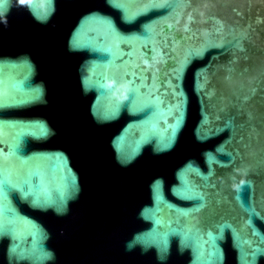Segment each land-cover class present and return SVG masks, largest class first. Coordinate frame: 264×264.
I'll use <instances>...</instances> for the list:
<instances>
[{"label":"water","instance_id":"water-1","mask_svg":"<svg viewBox=\"0 0 264 264\" xmlns=\"http://www.w3.org/2000/svg\"><path fill=\"white\" fill-rule=\"evenodd\" d=\"M0 178V264H264V0H0Z\"/></svg>","mask_w":264,"mask_h":264},{"label":"snow or ice","instance_id":"snow-or-ice-1","mask_svg":"<svg viewBox=\"0 0 264 264\" xmlns=\"http://www.w3.org/2000/svg\"><path fill=\"white\" fill-rule=\"evenodd\" d=\"M120 83H121L120 81H117V87H119ZM2 183H3L2 178H0V184H2Z\"/></svg>","mask_w":264,"mask_h":264}]
</instances>
